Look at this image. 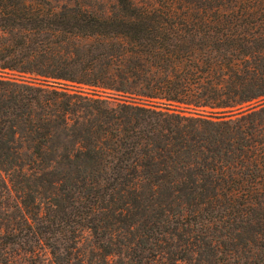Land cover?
I'll list each match as a JSON object with an SVG mask.
<instances>
[{
    "label": "trees",
    "instance_id": "16d2710c",
    "mask_svg": "<svg viewBox=\"0 0 264 264\" xmlns=\"http://www.w3.org/2000/svg\"><path fill=\"white\" fill-rule=\"evenodd\" d=\"M151 1L0 0V264H264V0Z\"/></svg>",
    "mask_w": 264,
    "mask_h": 264
},
{
    "label": "rangeland",
    "instance_id": "374dc122",
    "mask_svg": "<svg viewBox=\"0 0 264 264\" xmlns=\"http://www.w3.org/2000/svg\"><path fill=\"white\" fill-rule=\"evenodd\" d=\"M134 2H152L151 0H133ZM106 2V6H110V4L112 5L113 0H105ZM45 258H49L48 255H45Z\"/></svg>",
    "mask_w": 264,
    "mask_h": 264
}]
</instances>
